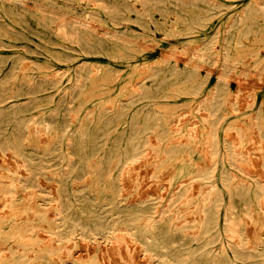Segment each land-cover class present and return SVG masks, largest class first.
<instances>
[{
	"label": "bare ground",
	"instance_id": "bare-ground-1",
	"mask_svg": "<svg viewBox=\"0 0 264 264\" xmlns=\"http://www.w3.org/2000/svg\"><path fill=\"white\" fill-rule=\"evenodd\" d=\"M27 1L29 0H0V8L4 9L6 4V6L8 7L7 9L10 10H14L15 8L20 7L30 9L37 18H42V20L48 25H50L51 23H55V20L58 19L54 14L44 13V11L39 9L38 6H35V8L31 9V7L28 6ZM50 1L51 0H41V2ZM83 1V4L86 7L95 10L98 13L103 12L109 16L116 17V19L112 20L118 22L121 27L117 25L116 28L106 29L103 31V29L97 30L95 28H87L85 22L59 20V22L55 23L57 24V28H54V32H56V35L58 37L66 41L76 42L78 44L82 42L81 45H83V47L88 44L101 46L102 43H110L116 46L123 47H127L131 44L132 35L135 34V29H133L132 26L134 20L130 18L128 14L129 9L126 6L121 5L117 0ZM138 1L142 3V8L139 9L134 6L132 10L136 12L139 25L142 28H149L148 23H150L152 19L151 15L148 12V7L153 5L154 0ZM162 1L164 2V8L171 9L175 12L176 22L182 23L180 28L181 32L186 31L190 33L204 30V28L208 25V20L210 18L207 12L211 11L213 9V6L222 5L218 1L210 4L207 2V0ZM198 9L199 12H194L192 14L189 13L190 11H197ZM253 11L259 12V14L264 17V0H252L246 2L244 7L240 11H237L230 18V22L226 25V28H223L224 34H221L222 29H217L212 36L203 40L201 44L193 49V51L189 54L188 61H202L205 57H212V54H215L216 56H221L220 60L222 61L223 65H230L234 60L231 52V44L235 43L236 45L241 41L239 37H236L238 31L241 32L239 33V36L248 37L251 33H255L257 29L255 28L256 23L253 21H249L250 13ZM12 14H14V12ZM0 24H2L1 21ZM239 26H242L243 28H239ZM51 29L52 28H41L44 33L49 32ZM15 33L16 32L12 30V28H0V71L7 63V59L10 55H15V59L17 60L29 57L24 54H16V52L14 51L18 45L10 39L13 38L12 34ZM20 37L28 38L24 36ZM222 37L224 40L222 42L224 43L223 52L219 54L217 53L218 51H215L214 43L216 41H219ZM50 39L51 38L44 40L49 41ZM42 47L46 49L50 56L53 55L56 59L61 61L69 62L77 57L76 55H72L62 50H52L46 44ZM5 48L13 49V52L9 54L5 50ZM28 51L33 52L34 50ZM55 53H58V56H55ZM85 53L89 52L85 50ZM216 56L213 57L217 59ZM28 64H30V62ZM146 65H148V73L144 74L142 77L140 76L137 81H134V84L131 85V95L129 96L126 103H122L120 106L116 107L117 112L111 113L110 111H108V107H111L108 105V107H104L103 111L100 109H96L97 111L90 109L86 111V113L82 117H80L81 114L78 113L82 108V103L79 101V94L84 89V81L87 78L84 73L86 71V67L83 64L76 67L75 71L68 75V80H71V83L67 86H64L60 83V79L57 76L59 72L56 73V71H53L50 74H44L41 75L42 77H40L38 73L40 66H31L28 68V80L27 83L24 84V86H19L17 84L16 79L14 78V76L16 75L14 66H12L10 70L6 72V74H4V78L0 80V149L3 152L5 150H12L14 152L18 150V148L12 145V143L15 142L12 140V138H18L20 142L23 141V137L25 134H23L18 129L20 128V126L23 127L25 125L26 118H24V111H28L34 107L43 108L40 111V117L34 118V121L37 122L38 126L43 127L50 138L48 140H45V143L43 142V144L41 142V146L38 151L40 156L38 157V161L36 163L31 162L35 159L24 156L23 153L14 155L15 157L13 161L15 163V167L9 168L10 170H12L11 173H5V176L8 178V183L0 184V201L2 202L0 203V233L3 234L5 232V228L10 224L15 223V220H17V218L13 217L9 218L11 213L9 215H6V212L3 209L11 207V198L13 199L14 193L18 191L16 184L23 182L24 185H22V187H29V191H31L33 196H35L34 198L39 197L41 199V202L39 203L45 210L44 215L38 213L31 215L29 213L26 217H24L26 219H38V222H28V228H30L35 235V233L37 232L36 227H45L46 225H48V230L53 234L52 237L49 235L50 239L53 238L56 241V243L52 241L54 242V245L51 243L52 246H54L55 248L62 247V250L67 249L66 253L59 254L58 260H55L54 258V264H101L95 257L86 260H79V257H73L74 252H71V249H69V247L71 246H68V244L72 245V242L70 244L69 241L75 239L77 234L80 235L79 239L81 244L83 243L81 241L86 240H94L97 241V243H99L100 240H104L108 243L110 242V245L113 247L111 243L114 242V244L116 245L113 247L114 250L113 248L111 249L109 247L111 250H109L108 248L109 253L112 254L113 252L110 251H115V249H117V251H119V249H126L127 253H129V251L132 249L129 248V244H127V241H129L130 239L138 241L140 243L141 250L145 252V254L148 253L149 255H158L161 258L163 257L162 262L164 264H264V257H260V249H256V246L246 244L244 237V225L248 221H251L258 229L257 222L259 220V217L262 218L261 215H264V183H262L263 179L261 180L260 178L255 177L257 173L255 175L251 174L254 171L252 170V168L250 169L252 170V172L250 173L244 171L246 170L245 168L250 167L248 163L243 162L247 157H240L236 155L235 149L232 148L231 145H228L226 141H222L220 139L217 128H208L206 131H204V139L205 142H207V144L209 145L208 150L211 152L212 162L210 164H198L197 157L199 156L195 155L198 150L194 146H165L160 142L157 144L158 147L155 148L156 154L162 155L158 157V160L175 159L176 161L173 164L174 172L172 173V175L174 176L173 179L180 178L177 182L178 184L176 185V187L170 191V195L168 196V202L166 205L161 207L159 210H157V208L152 204L146 205V200L142 199V197L144 196L143 193V196H141L140 199L138 198L135 200V198H132L133 200L131 203H120L121 179L119 176L122 174L124 168L129 166V163L142 157L143 152L146 149V147L143 146H146L147 143V139H144V136L146 137L147 130H138V125L136 123L145 122L147 120V118H145L146 116L144 117L145 119L134 117H131L129 119V116L126 113L127 109L131 106L140 105L143 99L147 97V93L150 89L154 91L160 89L162 81L160 76L164 72L163 66H161L160 62H158L157 60L154 63H148ZM184 70L186 72L182 75H184L185 77L187 75L190 76L191 74L198 71L195 65L191 67L185 66L183 68L175 65L172 68V71L176 72H184ZM220 73L222 72L218 71L212 85L207 89V94L204 95V97L200 101H198V104L196 105L197 109L201 110L200 112H202V110L205 111V113H202L205 114L208 119L204 120L209 123H211L212 121L215 122L216 120H220V118H217V115H214L216 111L220 109V107L218 106H221L223 104V99H221L223 91L228 88L224 75ZM47 80L48 82H46ZM110 80L112 81V79ZM201 80H204V83L206 81L205 78H201ZM11 81H14V84L16 85V92L14 95H11V91L6 87L7 84L9 86L13 85ZM204 83H202V85L198 83L196 86V90L200 86V88L204 87ZM52 87L55 88V93L51 92L45 95L40 94L42 91ZM62 102L65 103V109L61 108ZM138 109L141 110V106H139ZM262 109L263 108L257 111V116L253 118L256 123L255 125L252 124V126L257 128L260 136L264 137V128H262L261 123H259L262 121V119L260 118V111ZM63 112H74V114H72L71 116L74 118L62 119V116L64 115ZM31 118L27 119L30 120ZM153 118L154 117L150 118V120H152ZM76 120H78V124L72 127V123ZM118 120H120L119 124L122 126H124L128 121L129 125L127 126V129L120 130L121 135L119 139L116 138L115 140H113L115 132V136H117V130L115 126L117 125L116 122ZM179 120L180 118H176L175 122H178ZM94 121H100L99 125H101V131H97L94 129L95 127L92 126V123H94ZM79 122L81 123V125L79 124ZM14 123H16L18 126L16 127ZM181 124H183V122ZM193 127H195L194 124ZM157 128L158 126L152 127V131H156ZM195 128L198 130V127ZM34 129L32 131H34ZM256 132L257 131L253 130V133ZM154 133L155 135L162 136L161 133ZM238 133L241 134L240 132H237V134ZM188 135L193 137V131L188 132ZM255 135L253 134V136ZM42 137H44V135L41 136V138ZM121 137H123L122 140ZM232 138L231 140L235 141V138ZM42 139H45V137ZM152 140H154V138L151 139V141ZM257 140H259L260 142L259 137ZM174 141H176V139ZM237 141H235V143ZM198 142H200L199 139L194 143ZM184 143L190 144L191 142L186 141ZM221 144L225 145L224 150L221 148ZM254 144L256 147L257 144ZM64 145H66V148H64ZM262 146L257 147L261 148ZM238 148H240L239 145ZM238 148L236 147L237 151L239 150ZM252 149L253 148L251 147L250 150L252 151ZM208 150L206 151L207 154ZM246 150L248 151V149ZM116 151H119L120 153L117 164H115L116 161L112 163L113 154ZM147 151L151 152L150 150ZM222 153L223 155H221ZM253 153L256 154V151ZM259 155L261 156L260 153ZM252 157L254 156L252 155ZM259 158L260 157H258V159ZM6 159L5 161L8 160ZM10 159L8 160V162H11ZM206 159L209 160L207 157ZM252 159H255V157ZM255 163L257 164V162ZM260 163L257 165H260ZM8 165L9 163L7 164V166ZM2 166L6 165L2 164ZM133 166L134 165H132L131 169L134 168ZM138 167H140V165ZM257 167L258 170L264 171L259 166ZM258 170L257 172H259ZM78 172L82 173L79 174ZM126 172L128 171L126 170ZM134 172L132 174H134ZM2 173H4V170ZM47 173H49V175ZM260 173L263 174L264 172ZM105 174H108L109 176L108 184L111 186V189H109L110 195H108L107 198L110 196V199H107V202L105 204L91 203L86 207H82V204H75L74 201H76V199L78 198L76 197L77 194L74 193V189L72 188L71 190L72 183H76L78 181L77 179H82L83 184L94 182L95 180L99 181L101 179L100 177ZM88 175H91L94 180H89L87 178ZM49 176L51 178V183L52 185H54L55 189L53 190L50 198H43L42 194H40L42 193L41 187L43 186V178ZM131 176L132 175H130L129 177ZM134 176H132V178H134ZM129 177V180L126 182L130 181ZM142 178L143 177H141L140 179ZM1 180L2 178H0V183L2 182ZM124 180H127V175L126 179L124 178L122 181ZM195 181H199L201 184L197 189L195 188L196 190L193 187ZM131 182L133 183V181ZM145 182L147 185L148 181ZM123 183L124 185H126L125 182ZM132 183H130V185ZM69 184L71 187L69 186ZM143 189L144 186L142 189L140 188L141 192ZM154 189H156V187ZM124 190L125 189H123V191ZM156 190L155 192H158V190ZM101 192L104 193L105 191L102 189ZM105 197L106 196L103 195L101 197V200H103ZM145 197L146 196H144V198ZM86 199L90 198L87 197ZM8 200H10V203L6 204ZM181 203L182 205H179ZM105 205H109L110 208H107L106 210ZM102 207H104V210H106L104 212L106 213H103L101 211ZM188 208H193L190 216H186L182 213L183 209ZM222 208L223 218L220 221L219 217ZM49 211L50 213L47 214L46 212ZM107 212L115 214V218L113 220H109L110 214H107ZM158 213L159 215H157ZM174 218H178L179 223L173 224L172 219ZM50 219H52V221H50ZM190 227L194 228L192 229V235H189ZM247 227V229L249 230L252 229V226L251 228H249V225ZM52 228H60V230H51ZM63 228H65L66 230H64ZM157 231H159V236H156ZM175 235H181L185 240L180 244L175 243L172 240L173 236ZM74 241L75 243H77L76 240ZM121 241L125 242V244H122L123 242L121 243ZM215 242L218 245L217 248L213 249L211 244ZM2 243L4 244V242H1V244ZM33 244L36 245V242L27 243V245L30 246ZM51 244L50 247H52ZM95 246L97 245L95 244ZM84 247L85 246H83V248ZM100 247L101 246H97L98 249H100ZM103 247L105 249V245ZM15 251L16 249L12 248L10 249V256L6 255L11 258L12 264H33L32 254L28 252L18 253L17 251ZM88 251L90 253V249ZM63 252H65V250ZM79 252H77V254ZM133 253L136 254L137 252L133 251ZM139 253H137L136 255L138 256ZM123 254L124 256L122 257H125V251ZM101 256L107 255L104 254ZM101 256L99 253V257L101 258L99 260L103 261ZM132 256H134V254ZM144 256L142 257L145 260L146 257ZM169 256L172 259L168 260ZM128 260L130 261V258ZM136 260L135 262H132V264H139V262H136ZM137 261L141 260L138 259ZM143 261H141L142 264H145V262L143 263ZM112 263L114 262L112 261Z\"/></svg>",
	"mask_w": 264,
	"mask_h": 264
},
{
	"label": "rangeland",
	"instance_id": "rangeland-1",
	"mask_svg": "<svg viewBox=\"0 0 264 264\" xmlns=\"http://www.w3.org/2000/svg\"><path fill=\"white\" fill-rule=\"evenodd\" d=\"M117 1L121 5L126 6L129 9L128 14L130 18L134 20L132 26L133 29H135L134 30L135 34L132 35V42L127 47L116 46L110 43L109 44L102 43L101 46L88 44L85 47H83V45H81L82 42L78 44L73 41L72 42L66 41L56 35V32H54L55 31L54 28H57V24L55 23L59 22V20H64V21L73 20L76 22H85L87 28H95L97 30L103 29V31L106 29L116 28L117 25L121 27V25H119L118 22L112 20V19H116V17L109 16L103 12L98 13L95 10L86 7L83 4L84 3L83 0H58V1L51 0L50 2H41V0L27 1L28 6L31 7V9L35 8V6H38L39 9L44 11V13H50L57 16L58 19L55 20V23H51L50 25L45 23L42 20V18L41 19L37 18L36 15L32 13L30 9H25L20 7V8H15L14 10H10L7 9L8 7L5 4L4 9L0 8V21L2 23L0 24V28H12V30H14L16 33L12 34L13 38L10 40H12L14 43L18 45L14 51L16 52V54H24L29 57L21 60H17L15 59V55H10L9 58L7 59V63L0 71V80L3 79L5 76L4 74H6V72H8L12 66H14L15 67L14 71L16 74L14 78L16 79V82L19 86H24V84H26L28 80L27 78L29 73L28 68L31 66H40L38 70L40 77H42L41 75L44 74H50L53 71L54 72L56 71V73L59 72L57 76L60 79V83L64 86H67L71 83V80H68V75L73 73L76 67L83 64L86 67V71L84 73L87 78L84 81L85 87L82 90V92L79 94V101L82 103V108L78 112L79 114H81L80 117H82L86 113V111L90 109L93 110L100 109L103 111L104 107L105 106L108 107V105L111 107H108L109 110L108 109L107 110L110 111L111 113H115L117 112L116 110L117 106H120L122 103L127 102L129 96L131 95L130 94L131 85L134 84V81H137L140 78V76L142 77L144 74L148 73L147 72L148 65L146 64L154 63L157 60L158 62H160V65L163 66L164 68V72L160 76L162 79L160 89H158L157 91L150 89L147 93V97L143 99L140 105L131 106L127 109L126 112L127 115L129 116V119L131 117L144 118L146 116L145 118H147V120L146 121L144 120L145 122H136V123L138 125L137 127L138 130L139 129H141L142 131L147 130L146 137L144 136V139L145 138L147 139V143L146 146H143L146 147V149L143 152L142 157L139 158L138 160L133 161L134 163L133 162L129 163L128 164L129 166L127 165L128 167L124 168L122 174L119 176L121 179L120 203L122 204L131 203L134 198L135 200L138 198L140 199V197L143 196L142 195L143 193L144 196L146 197L144 198L143 196L142 199L146 200L145 201L146 205L152 204L157 208V210H159L161 207L166 205L168 202V196L170 195V191L176 187V185L178 184L177 182L180 178L173 179L174 176L172 175V173L174 172L173 164L176 161L175 159L158 160L159 159L158 157L162 155L156 154L155 148L158 147L157 144L160 142L165 146H174V145L180 147L181 146L184 147L188 145L194 146L198 150V152L195 153L196 156H199L197 157L198 164L201 163L210 164L212 162L211 152L208 150L209 145L207 144V142H205L204 139L205 136L204 131H206L208 128H217V131L220 135V139L222 141H226L228 145H231L232 148L235 149L236 155L240 157H247L246 160L243 162L248 163L250 167L245 168L246 170L244 171L250 173L252 172V170H254L253 171L254 173L252 172L251 174L255 175L257 173L258 175L256 174L255 177H258L261 180L263 179L262 183H264L263 182L264 173L263 174L260 173L264 171L258 170L257 167L259 166L262 170H264V146H262L264 145V137L260 136L257 128L252 126V124L255 125L256 123L255 120H253V118L257 116V111L263 108L260 111L261 112L260 118L262 119V121L259 123H261V127L264 128V17H262L257 11H253L250 13L249 21L255 22L256 23L255 28L257 29L255 33H251L248 37L239 36V33L241 32L238 31L236 37H239L241 41L238 42L236 45L235 43L231 44L232 45L231 52H232V57H234V60L231 62L230 65L224 64L225 65L224 67L222 61L220 60L221 56L220 55L216 56L215 54H212V57L211 56L205 57L204 60L202 61L200 60L188 61L189 54L193 51L195 47L201 44L203 40L212 36L214 32L219 28L222 29L221 34H224L223 28H226V25L230 22V18L237 11H240L244 7L246 2L252 0H207V2L210 4L218 1L222 5L213 6V9L207 12L210 18L208 20L209 23L204 28V30L198 32H192V33L186 31L181 32L180 28L182 23L176 22L175 12L172 11L171 9L164 8V2L162 0H154L153 5L148 7V12L151 15V19H152V21L148 23L149 28H142L139 25L137 21L136 12L132 10L134 6L139 9L142 8V3L140 1L138 0H117ZM13 12L14 14H12ZM194 12H199V9L197 11L196 10H193L192 12L190 11L189 13L192 14ZM41 28L43 29L52 28V29L49 32L44 33L43 30H41ZM239 28H243V27L239 26ZM20 36H24L28 38H21ZM43 38L44 39L51 38V39L48 41V40H44ZM223 41L224 40L222 37L220 38L219 41H216L214 43L215 51H218L217 53L219 54L223 52V45H224V43H222ZM45 44L48 47H50L52 50H56V51L62 50L72 55H76L77 57L69 62L58 60L53 55L50 56L49 53L46 51V49L42 47ZM5 50L9 54L13 52V49L10 48H5ZM28 50H34V51L32 52ZM85 50L88 51L89 53H85ZM54 55L58 56V53H55ZM213 56H216L217 59H215ZM25 62L28 63L30 62V64ZM175 65H178L180 68H183L185 66L191 67L195 65L198 71L196 73L191 74L190 76L187 75L185 77L184 75H182L183 73L186 72L185 70L184 72L172 71V68ZM218 71H221L222 73L220 74L224 75L226 80V85L228 86V88L223 91L221 96V99H223V104L221 106H218L220 107V109L217 110L214 115V116L217 115V118H220V120H216L215 122L212 121L211 123H209L206 120H204V119H208L206 115L202 113V112L205 113V111L202 110V112H200L201 110L197 109L196 105L198 104V101H200L204 97V95L207 94V89L212 85ZM201 78H205L206 80L205 83L203 82L204 80H201ZM110 79H112V81ZM46 82H48V80ZM11 83H13V85L9 86L7 84L8 86L6 85V87L8 88V90L11 91L10 94L14 95L16 92L15 91L16 85L14 84V81H11ZM198 83H200L201 85L202 83H204V87L200 88L201 87L200 86L196 90V86ZM54 91L55 88L52 87L42 91L40 94L45 95L51 92L53 93ZM139 106H141L142 108L141 110L138 109ZM61 108L62 109L66 108L64 102L61 103ZM42 109H43L42 107H34L28 111H24V118H26L25 125L23 127L20 126V128L18 129L23 134H25L23 137V141L20 142L18 138H12V140L15 141L12 143V145L18 148L16 152L12 150H5L3 152L0 149V156L3 158L2 159L0 157V160L2 161V162L0 161V169H1L0 178H2L1 180L2 182L0 184L8 183L7 182L8 178L5 176L6 175L5 173L7 174L11 173L12 170H10L9 168L15 167L14 166L15 163L13 161L15 157L14 155L18 153H23L24 156L30 157L31 159L32 158L35 159L31 161L32 163H36L38 161L37 159L40 156L38 151L40 149L41 142L43 144V142L45 143V140H48L50 138L49 135L46 133V131L43 129V127L38 126L37 122L34 121V118L40 117V111ZM63 113L64 115L62 116V119L74 118L71 117L72 114H74V112L72 113L63 112ZM152 117L154 118L150 120V118ZM27 118H31V119L28 120ZM176 118H180L181 121L179 120L178 122H175ZM77 121L78 120L72 123V127L78 124ZM182 122L183 124H181ZM116 123L117 125L115 127L117 130V136H115L116 135L115 132L113 140H115L116 138L119 139L121 135L120 130L127 129L128 128L127 126L129 125V121L126 122L124 126L119 124L120 120H118ZM14 124L16 127L18 126L16 123ZM79 124L81 125L80 122ZM99 124L100 121H96V122L94 121V123H92V126L95 127L94 128L95 130L101 131V125ZM193 124L195 127H198V130L195 127H193ZM154 126H158L157 130L154 132H157L158 134L161 133L162 136L155 135V133L152 131V127ZM33 129L34 131H32ZM252 129L257 132L253 133ZM189 130L193 131L194 133L193 137L188 135V132H190ZM237 132H240L241 134L239 133L237 134ZM252 133L256 135L253 136ZM42 134L44 135L45 139H42L44 137L41 138V136H43ZM231 136L232 137L234 136L233 138H235V141L237 140L238 141L235 143L234 140H231L232 138ZM258 137L260 138V142L259 140H257ZM153 138L154 140L151 141V139ZM122 139L123 137H121V140ZM175 139L176 141H174ZM198 139L200 140V142L194 143ZM183 141L184 142L190 141L191 143L190 144L184 143ZM253 142L256 143L257 146H262V147L261 148L259 147L260 148L259 149L256 146L257 147L256 148ZM238 145L240 146L241 149L238 148ZM220 146L224 150L225 145L221 144ZM236 147L239 149L238 151ZM251 147L253 148L252 151L250 150ZM64 148H66V145H64ZM206 149L208 150V154L206 152L207 151ZM246 149H248V151ZM147 150H150L151 152ZM255 151L256 154L253 153ZM258 152L261 154V156L259 155ZM223 153L221 155H223ZM6 154L8 160L11 157L10 159L11 162H8V160L6 159ZM249 155L251 158L249 157ZM252 155L255 157V159H252L254 158L252 157ZM119 156H120L119 151H116L113 154L112 163L116 161L115 164H117ZM206 157L210 161L207 160ZM258 157L260 158L258 159ZM4 158L7 161H5ZM257 160H259L261 163ZM255 162H257V164L260 163V165H257ZM8 163L9 165L7 166ZM2 164L6 166H2ZM132 165H134L133 169H131ZM139 165L140 167H138ZM251 168L252 170H250ZM125 169L129 173L130 172L131 173L129 174L128 172H126ZM3 170L4 173H2ZM257 170L259 172H257ZM132 171L133 172L136 171V172L132 174L133 173ZM82 172H78V173L80 174ZM47 174L49 175V173ZM139 174H141L142 176ZM126 175H127V180L122 181L124 178L126 179ZM130 175L132 176L135 175V176L134 178H132V176L129 177ZM128 177L130 178L129 182L132 183L131 181H133L134 185L133 183L130 185L129 182H126L129 180ZM141 177L143 178L140 179ZM87 178L89 180L90 179L94 180V178L91 175H88ZM100 178L101 179L99 181L95 180L94 182H89L84 184L82 183V179H77L78 181L76 183H72V187L69 184L71 190L73 188L74 193L77 194L76 197L78 199L74 201L75 204H82L81 205L82 207H86L88 204L91 203L105 204L107 202V199H110V196L107 198V196L110 195L109 189H111V186L108 184L109 176L108 174H105ZM145 181H148L147 185ZM123 182H125L126 185H124ZM198 182L199 181L194 182L193 184L194 189L195 188L197 189L201 185L200 182L199 183ZM22 185H24L23 182L16 184L18 191L14 193L13 199L11 198V207L3 209L6 212V215H9L11 213L9 218L13 217V218H17V220H15V223L8 225L5 228V232L3 234L0 233V240L1 242H4V244L3 243L1 244L0 242L1 244L0 264H12L11 258L6 256V255L10 256V249L12 248L16 249L18 253L28 252L32 254L33 264L34 263L54 264V258L55 260H58L59 254L66 253L67 249H64L65 252H63L64 250H62L63 249L62 247L55 248L54 246H52V244L54 245V242L56 243V241L53 238L50 239V236L52 237L53 234L48 230L49 229L48 225H46L45 227H36L37 232L35 233V235L31 231V229L28 228L29 223L31 221L38 222V219L36 220L26 219L24 217H26L29 213L31 215H34L35 213L44 215L45 210L42 208V206L39 203L41 202V199L39 197L34 198L35 196H33L31 191H29V187L24 188L22 187ZM142 185L144 186V189L141 192L140 188L141 189L143 188ZM154 186L156 187V189L158 188L157 189L158 192H155L156 189H154L155 188ZM41 189H42V193L40 194H42V197L50 198L53 190L55 189L54 185H52L51 183L50 176L43 178V186L41 187ZM100 189L101 190L103 189L105 192L104 193L101 192ZM123 189L125 190L123 191ZM103 195L106 197L103 200H101V197ZM87 197H89L90 199H86ZM0 203L2 202L0 201ZM9 203L10 200L6 202V204ZM179 205H182V203ZM107 208H110V206L105 205L106 210ZM106 210H104V207L101 208V211L103 213H106L104 212ZM192 211L193 208H188V209H183L182 213L185 214L186 216H190ZM46 213L49 214L50 211ZM107 214H110L109 220H113L116 216L115 214H112L110 212H107ZM157 215H159V213ZM261 216L262 218L259 217V220L257 222L258 229L251 221H248L244 225V232H245L244 237L246 244L256 246V249H260L259 253H260V257L262 258L264 257V230H263L264 215L262 214ZM222 218H223V208L221 209L219 220L221 221ZM50 221H52V219H50ZM172 223L173 224L179 223V219L178 218L172 219ZM248 225L249 228H251L252 226V229H250L251 231L247 229ZM55 229L60 230V228H52L51 230H55ZM63 229L66 230L65 228ZM192 229L194 228L191 227L189 228V230L191 231V232L189 231V235L193 234ZM248 230L250 233L248 232ZM251 233L253 236L251 235ZM156 236H159V231L156 232ZM79 237L80 235L77 234L75 239L69 241L70 244L72 242V245L68 244V246H71L69 247V249H71V252H74L73 257L74 258L79 257V260H86L95 257L101 264L103 263L111 264L112 261L114 262L112 264H116L118 263L119 260L120 261L118 264H130V263L132 264V262H135V260L138 257L139 260L143 261L144 258L142 256L145 255L144 257L147 258V259L145 258L146 261L145 260L143 261V263L145 262V264H164L162 262L163 257L161 258L158 255H149L148 253L145 254V252L141 250L140 243L132 239L127 241V244H129L128 245L129 248L132 249L129 251V253H127L126 249L125 250L119 249V251L115 249V251H113L114 250L113 247L116 246L114 242L111 243L113 247L110 245V242L108 243L107 241L104 240L103 241L100 240L99 243H97V241L94 240L93 241L86 240V241H81L83 242L81 244ZM74 240H76L77 243H75ZM172 240L175 243L180 244L185 239L181 235H175L173 236ZM29 242H36V245L35 244L31 246L27 245V243ZM122 242L123 241H121V243ZM132 243L134 244V246ZM50 244L52 247H50ZM95 244L97 246H101L100 249H98L97 246H95ZM101 244L103 246L105 245V249ZM122 244H125V242H123ZM138 244L140 247L138 246ZM5 245L7 246V248ZM82 245L85 247L83 248ZM217 245L218 244L216 242L211 244L213 249L217 248ZM81 246L83 249L81 248ZM109 247L111 249L113 248V250L110 252H113V254L115 255L109 253V250H111ZM89 249H90V253L88 251ZM124 251H125V257H122L124 256L123 254ZM133 251L134 252L136 251L137 253H139L140 251L141 254L139 253L140 255L138 254L137 256L136 255L137 253L135 254L133 253ZM77 252L79 253L77 254ZM98 252L100 253V256L104 254L107 255V256H101L103 259V261L102 260L101 261L103 263L99 260L101 258L99 257ZM131 254L132 255L134 254V256H132ZM133 257H137V258H133ZM124 258H128V259L130 258V261ZM169 259L172 258L169 256L168 260ZM114 260L116 261L118 260V261L116 262ZM137 260L136 262L142 264L141 261H137Z\"/></svg>",
	"mask_w": 264,
	"mask_h": 264
}]
</instances>
